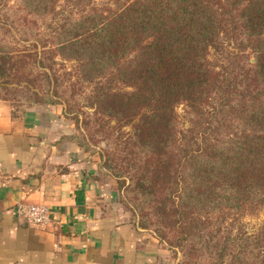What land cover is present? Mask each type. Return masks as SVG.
I'll use <instances>...</instances> for the list:
<instances>
[{
  "label": "trees",
  "instance_id": "obj_1",
  "mask_svg": "<svg viewBox=\"0 0 264 264\" xmlns=\"http://www.w3.org/2000/svg\"><path fill=\"white\" fill-rule=\"evenodd\" d=\"M57 1H0V88L21 85L31 103L76 116L60 90L71 73L52 67L54 58L71 61L76 82L91 85L93 113L127 127L116 137L123 153L99 152V167L130 220L179 253L176 264H201L209 214L264 207V0H129L106 13L90 0H65L81 10L54 18ZM220 35L245 38L251 61L234 57L216 71L207 54ZM30 40L27 55L15 47ZM211 95L237 128L207 127L197 138L180 131L175 107L201 114ZM225 254V264H264V218Z\"/></svg>",
  "mask_w": 264,
  "mask_h": 264
},
{
  "label": "crops",
  "instance_id": "obj_2",
  "mask_svg": "<svg viewBox=\"0 0 264 264\" xmlns=\"http://www.w3.org/2000/svg\"><path fill=\"white\" fill-rule=\"evenodd\" d=\"M61 104L13 112L0 100V264H174L117 203L114 180L87 150ZM18 201L45 204L46 227L27 225Z\"/></svg>",
  "mask_w": 264,
  "mask_h": 264
},
{
  "label": "rangeland",
  "instance_id": "obj_3",
  "mask_svg": "<svg viewBox=\"0 0 264 264\" xmlns=\"http://www.w3.org/2000/svg\"><path fill=\"white\" fill-rule=\"evenodd\" d=\"M0 1L7 6L16 4V0ZM127 1L129 0H90L88 7H93L106 13L113 11L119 4L126 3ZM65 3V0H58L56 2L54 18H59L65 14L75 15L81 10L79 7H73V5ZM48 20H50V18ZM38 26L40 29L43 25L39 22ZM43 32L45 31L43 30ZM15 36H17V34L12 29L11 35H9L8 38L10 41H15ZM28 42H32V40L24 42L25 44L17 43L15 47L20 50L22 49L23 53L27 55L28 52L33 51L32 49L28 51L25 47ZM238 56H242L240 63L247 62V60L251 61V58L248 59L249 50L246 46L245 38L242 36H235L228 39L225 35H220L218 42L208 49L207 54L208 60L219 73L224 65L229 64L234 57L238 59ZM72 65L74 64L71 61H63L54 58L52 67L53 70L60 75L63 73H71L68 78H66V75L62 76L60 90L65 97L69 96V101L74 103L77 107L76 116L67 115L75 126L76 136L81 142H85L89 148L98 153V155L99 152L110 150L115 151L118 155L123 153L122 139H116V137L118 133H124L127 127H121L119 129L112 128L113 121H108L106 118L93 113L88 102L91 85L76 82ZM0 100L6 102L13 112L34 104L31 103L30 92L21 87V85L18 87L7 85L6 87L0 88ZM227 107L228 105L220 106V100L217 95L210 96L208 103L201 107V114H195L184 104H179L175 107L178 129L180 131H185L189 128L191 134L196 138L200 131L207 127V132L216 130L219 134L220 132L222 133V131L225 132L226 129H228V131L234 130L237 128V121L235 122L231 117L223 115ZM72 117H75V119H72ZM114 193L117 203L125 212L129 221H131L129 212L124 209L119 201V194L115 186ZM263 218L264 207L254 212L243 211L234 213L232 211L223 210L221 212L209 214L208 219L210 222L208 227L203 231V236L205 241H207L210 252L209 256L203 258L201 264H225L227 261V254L225 253H227L229 249L237 248L243 238L251 237L257 233L261 227ZM146 231L153 234L150 230ZM168 253L171 260L176 264L181 255L179 253L173 255L170 254L169 251ZM218 253H223L224 256L220 258L218 257Z\"/></svg>",
  "mask_w": 264,
  "mask_h": 264
},
{
  "label": "built area",
  "instance_id": "obj_4",
  "mask_svg": "<svg viewBox=\"0 0 264 264\" xmlns=\"http://www.w3.org/2000/svg\"><path fill=\"white\" fill-rule=\"evenodd\" d=\"M13 211L27 225L33 227H46L53 223V217L45 204L18 201L14 204Z\"/></svg>",
  "mask_w": 264,
  "mask_h": 264
}]
</instances>
